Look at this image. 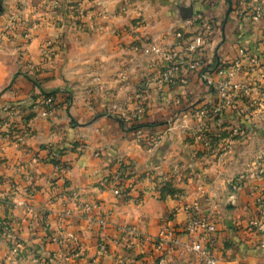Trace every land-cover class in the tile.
I'll return each mask as SVG.
<instances>
[{
  "label": "crops",
  "instance_id": "obj_1",
  "mask_svg": "<svg viewBox=\"0 0 264 264\" xmlns=\"http://www.w3.org/2000/svg\"><path fill=\"white\" fill-rule=\"evenodd\" d=\"M261 6L0 0V264H151L164 228L180 241L163 246L168 264H200L179 233L192 213L214 219L218 264H264V236L247 230L264 187ZM206 22L204 49L186 53ZM143 40L173 43L168 81V62L145 55ZM228 79L239 89L220 107ZM125 114L157 125L128 131ZM163 186L173 192L160 200ZM126 228L145 239L127 248Z\"/></svg>",
  "mask_w": 264,
  "mask_h": 264
},
{
  "label": "built area",
  "instance_id": "obj_2",
  "mask_svg": "<svg viewBox=\"0 0 264 264\" xmlns=\"http://www.w3.org/2000/svg\"><path fill=\"white\" fill-rule=\"evenodd\" d=\"M264 16V7H257L254 14L252 15L253 20H258ZM197 19V18H195ZM190 20H187V23H190ZM212 33V24L203 23L197 32L192 36V39L189 40L185 46L184 51L188 54H195L201 52L207 41L209 40L210 34ZM182 33L178 32L175 34L177 41L182 40ZM173 47V43L167 46L160 45L159 43L143 40L141 42V50L145 55L159 58L163 62H168V66L165 67L160 72V81H168L175 70L174 65L170 63L171 52L170 49ZM239 54L244 56L245 52L243 49L239 50ZM199 62H194L191 64V69L195 68ZM231 74L228 75L230 77ZM236 89H239L238 86L232 85L230 80H224L220 82L217 86V92L221 99L220 107H228L232 104ZM54 99L51 97L45 98L42 100V104L45 108V111H49L54 108ZM143 109L139 108L136 110V114H139ZM135 116L129 114L122 115L121 118L127 122ZM233 135L239 134L238 129L234 128L232 130ZM242 180V176H239L232 182V188L239 186V182ZM120 189L114 188V195H120ZM141 201V198L137 200ZM256 214L252 217L247 223V229L252 234L257 236H264V187L260 189L256 197ZM106 224L105 221H100V225L104 227ZM124 231L128 233V240L126 247L131 249L136 245L135 241L141 242L144 240V236L134 229L126 228ZM182 233L186 237V242L183 243L184 249L186 251L192 252L198 259L200 264H218L219 258L216 254L214 238L217 232L216 223L214 219L210 218L207 215H202L198 213H192L186 222L181 225L179 233ZM178 231L175 228H164L159 235L152 240V244L156 251L157 257L154 259L151 264H168L162 251L163 246L170 241L173 245H180L178 238Z\"/></svg>",
  "mask_w": 264,
  "mask_h": 264
},
{
  "label": "trees",
  "instance_id": "obj_3",
  "mask_svg": "<svg viewBox=\"0 0 264 264\" xmlns=\"http://www.w3.org/2000/svg\"><path fill=\"white\" fill-rule=\"evenodd\" d=\"M47 96H53V94H47ZM54 99V98H53ZM54 101V106H55V100ZM119 124L122 128H126L128 131H132V130H137L139 128L142 127H152V126H156L157 124H151V123H136V120L130 119L129 121L125 122L121 117L118 118ZM57 162V161H56ZM115 188L120 189V195L123 194H127V189L124 187V185H120V184H116ZM126 192V193H124ZM172 193V189L171 188H167L166 186H163L160 188V196L159 199L162 200L164 199L165 193ZM167 193V194H168Z\"/></svg>",
  "mask_w": 264,
  "mask_h": 264
},
{
  "label": "rangeland",
  "instance_id": "obj_4",
  "mask_svg": "<svg viewBox=\"0 0 264 264\" xmlns=\"http://www.w3.org/2000/svg\"><path fill=\"white\" fill-rule=\"evenodd\" d=\"M147 41H149V40H147ZM151 41V40H150ZM152 42H154V41H152ZM157 43V42H156ZM148 56V55H147ZM217 94H218V92H217ZM218 96H219V94H218ZM220 98V97H219ZM256 214V213H255ZM248 230V229H247ZM248 232H249V230H248ZM251 233V232H250Z\"/></svg>",
  "mask_w": 264,
  "mask_h": 264
}]
</instances>
